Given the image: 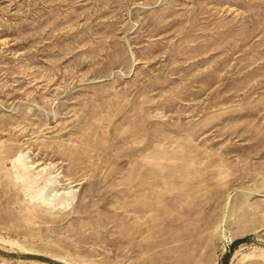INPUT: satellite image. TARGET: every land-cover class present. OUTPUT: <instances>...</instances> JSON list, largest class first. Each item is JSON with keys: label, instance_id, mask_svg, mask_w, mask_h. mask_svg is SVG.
<instances>
[{"label": "rangeland", "instance_id": "rangeland-1", "mask_svg": "<svg viewBox=\"0 0 264 264\" xmlns=\"http://www.w3.org/2000/svg\"><path fill=\"white\" fill-rule=\"evenodd\" d=\"M0 264H264V0H0Z\"/></svg>", "mask_w": 264, "mask_h": 264}]
</instances>
